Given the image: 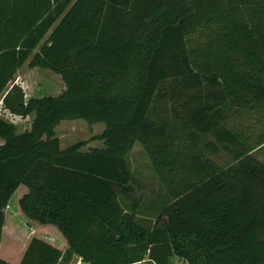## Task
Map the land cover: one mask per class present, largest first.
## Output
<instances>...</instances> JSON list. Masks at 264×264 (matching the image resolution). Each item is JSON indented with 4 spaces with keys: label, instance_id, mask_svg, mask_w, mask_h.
Masks as SVG:
<instances>
[{
    "label": "trees",
    "instance_id": "obj_1",
    "mask_svg": "<svg viewBox=\"0 0 264 264\" xmlns=\"http://www.w3.org/2000/svg\"><path fill=\"white\" fill-rule=\"evenodd\" d=\"M24 66L66 89L1 100L33 120L0 118V264H264V0H0V96ZM73 120L103 123L102 147L61 150ZM136 143L163 195L148 216Z\"/></svg>",
    "mask_w": 264,
    "mask_h": 264
},
{
    "label": "rangeland",
    "instance_id": "obj_2",
    "mask_svg": "<svg viewBox=\"0 0 264 264\" xmlns=\"http://www.w3.org/2000/svg\"><path fill=\"white\" fill-rule=\"evenodd\" d=\"M13 85H18L24 92L25 101L31 98L42 97H57L61 95L66 86L60 76L52 73L49 70L43 69H30L24 66L20 69L12 83L8 85L3 94L0 96V118L4 121L14 125L16 127V133L18 135L24 134L30 131L32 124V117L20 118L10 115L4 111L1 107V100L6 93L11 89ZM105 130L103 123L89 124L84 120L62 121L55 127V135L60 141V149L65 150L79 143H83L81 152H87L94 148H101L102 141L98 137ZM210 136L203 137L202 144L211 140ZM3 144L0 139V145ZM253 156L260 162H264V146L254 152ZM209 158L219 166H227L233 163V157L226 153L224 150H220L218 154L209 155ZM128 161L130 166V182L135 189L134 195L131 199H140L141 207L139 214L148 216L151 214L152 208H156L162 202V192L160 190V184L155 178L147 154L143 150L142 146L136 143L133 149L128 154ZM25 189V187H22ZM22 188H20L14 195L17 198ZM155 203L152 207L150 205ZM149 209H146L148 208ZM151 218V217H150ZM23 221L18 222V228H21ZM25 227L26 225L23 224ZM23 231V230H22ZM87 264V263H82ZM171 264H185L179 260H172Z\"/></svg>",
    "mask_w": 264,
    "mask_h": 264
},
{
    "label": "crops",
    "instance_id": "obj_3",
    "mask_svg": "<svg viewBox=\"0 0 264 264\" xmlns=\"http://www.w3.org/2000/svg\"><path fill=\"white\" fill-rule=\"evenodd\" d=\"M74 257H76V260L74 259ZM74 257L72 258V261L70 262V264H82L83 263L82 260H81V258H79L77 256H74ZM174 259L179 260L178 258L173 257V258L170 259V264L172 263V260H174ZM179 261L185 263L182 260H179ZM138 264H152V263H150L147 259H145L144 261H142L141 263H138Z\"/></svg>",
    "mask_w": 264,
    "mask_h": 264
},
{
    "label": "water",
    "instance_id": "obj_4",
    "mask_svg": "<svg viewBox=\"0 0 264 264\" xmlns=\"http://www.w3.org/2000/svg\"><path fill=\"white\" fill-rule=\"evenodd\" d=\"M74 259L76 260V257H74Z\"/></svg>",
    "mask_w": 264,
    "mask_h": 264
}]
</instances>
